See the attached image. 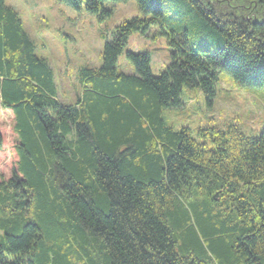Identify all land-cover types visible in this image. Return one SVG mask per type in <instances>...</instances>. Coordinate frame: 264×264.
Instances as JSON below:
<instances>
[{
  "label": "trees",
  "instance_id": "16d2710c",
  "mask_svg": "<svg viewBox=\"0 0 264 264\" xmlns=\"http://www.w3.org/2000/svg\"><path fill=\"white\" fill-rule=\"evenodd\" d=\"M102 20L106 2L56 0ZM142 17L115 27L98 70L81 69L73 104L0 0V264H264V129L174 131L163 109L183 88L208 104L217 73L264 91V0H134ZM158 27L171 63L152 76L129 35ZM10 139V147L4 139ZM10 172L7 179L2 167ZM200 233L186 229L187 209Z\"/></svg>",
  "mask_w": 264,
  "mask_h": 264
},
{
  "label": "rangeland",
  "instance_id": "374dc122",
  "mask_svg": "<svg viewBox=\"0 0 264 264\" xmlns=\"http://www.w3.org/2000/svg\"><path fill=\"white\" fill-rule=\"evenodd\" d=\"M19 16L22 28L34 44L35 55L43 59L53 73L57 90V101L61 105L73 104L79 92L77 74L81 69L98 70L102 64V50L110 41L119 24L135 17H142L134 0L106 2L101 11L109 12L102 20L84 9L76 11L56 0H4ZM169 40L160 34L158 27H150L144 34L132 33L127 39L124 51L117 59L116 72L134 76V68L125 54H148L152 76H159L171 63L172 48ZM180 106L163 109L164 123L174 131L187 128L191 137L199 144L211 147L208 140L198 136V131L218 129L225 131L236 127L242 134L255 138L264 129V91L262 89L240 88L227 74L218 72L215 95L208 104L203 94L194 88H183L179 97ZM0 122L5 129H11L10 114L0 112ZM10 147V139H4ZM2 174L8 179L10 172L2 167ZM189 223L184 228L192 229L208 256L213 254L202 237L197 220L186 208Z\"/></svg>",
  "mask_w": 264,
  "mask_h": 264
}]
</instances>
